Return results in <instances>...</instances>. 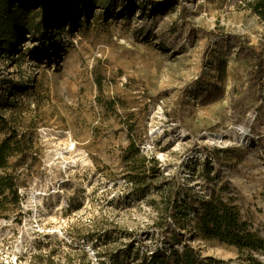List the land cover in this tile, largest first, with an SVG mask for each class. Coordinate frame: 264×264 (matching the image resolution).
Returning a JSON list of instances; mask_svg holds the SVG:
<instances>
[{
    "label": "rangeland",
    "instance_id": "obj_1",
    "mask_svg": "<svg viewBox=\"0 0 264 264\" xmlns=\"http://www.w3.org/2000/svg\"><path fill=\"white\" fill-rule=\"evenodd\" d=\"M29 1V28L0 54V143L15 138L0 174L19 197L0 196V264H135L185 244L264 264V250L196 228L218 195L264 240L261 0H118L88 15L91 0ZM132 142L139 159L125 161ZM140 158L159 170L143 186Z\"/></svg>",
    "mask_w": 264,
    "mask_h": 264
},
{
    "label": "trees",
    "instance_id": "obj_2",
    "mask_svg": "<svg viewBox=\"0 0 264 264\" xmlns=\"http://www.w3.org/2000/svg\"><path fill=\"white\" fill-rule=\"evenodd\" d=\"M74 3V9H79L78 6L82 2L83 6L87 4V0H69ZM118 0H91L89 5L83 10L88 15L92 8L100 3H104L106 9L117 8ZM40 3V2H38ZM21 6L18 13H14L9 5ZM44 5L43 3H41ZM29 0H0V36H3L0 43V54L6 52L13 43H10V34L22 32L21 30L28 29L27 15L30 7ZM58 2H54L52 7L58 6ZM54 7V9H55ZM58 8V7H57ZM252 9L259 13L264 19V0L258 1L252 6ZM57 10V9H56ZM66 11H69L67 9ZM81 13L78 12V15ZM75 22V21H74ZM80 22V21H79ZM10 36V37H9ZM15 38V37H14ZM14 137H8L0 143V170L8 167L9 158L14 154L12 148ZM140 148L135 143H130L123 151L125 161H137L139 159ZM131 177L135 185L143 186L148 183V180L153 179L159 172L156 165L150 166L146 158H140L139 167L132 168ZM18 185L17 180L10 174H0V196H4L9 192L14 200H18ZM175 207L179 214L187 216L189 209L188 201ZM201 211L198 214L196 228L207 239H217L222 243L231 246H236L240 250H264V240H261L251 232L242 233L240 224V215L235 207L225 202L220 196L213 195L208 200L201 201ZM220 261L212 257H202L195 249L189 245H183L181 250L173 246L168 248V251H156L151 254H144L135 264H220Z\"/></svg>",
    "mask_w": 264,
    "mask_h": 264
},
{
    "label": "bare ground",
    "instance_id": "obj_3",
    "mask_svg": "<svg viewBox=\"0 0 264 264\" xmlns=\"http://www.w3.org/2000/svg\"><path fill=\"white\" fill-rule=\"evenodd\" d=\"M243 134H246V133H245V131H244V133H243Z\"/></svg>",
    "mask_w": 264,
    "mask_h": 264
}]
</instances>
